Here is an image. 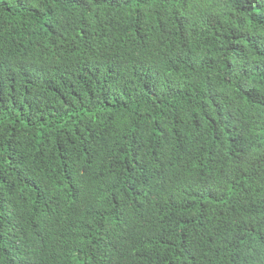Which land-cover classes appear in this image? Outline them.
I'll use <instances>...</instances> for the list:
<instances>
[{"label":"trees","instance_id":"obj_1","mask_svg":"<svg viewBox=\"0 0 264 264\" xmlns=\"http://www.w3.org/2000/svg\"><path fill=\"white\" fill-rule=\"evenodd\" d=\"M0 264H264V0H0Z\"/></svg>","mask_w":264,"mask_h":264}]
</instances>
